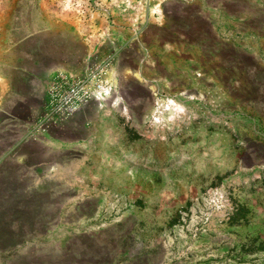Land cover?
Returning a JSON list of instances; mask_svg holds the SVG:
<instances>
[{"label": "rangeland", "instance_id": "rangeland-1", "mask_svg": "<svg viewBox=\"0 0 264 264\" xmlns=\"http://www.w3.org/2000/svg\"><path fill=\"white\" fill-rule=\"evenodd\" d=\"M263 71L264 0H0V264H264Z\"/></svg>", "mask_w": 264, "mask_h": 264}, {"label": "built area", "instance_id": "built-area-1", "mask_svg": "<svg viewBox=\"0 0 264 264\" xmlns=\"http://www.w3.org/2000/svg\"><path fill=\"white\" fill-rule=\"evenodd\" d=\"M83 82H81L80 84H74L72 85L69 90L63 94L58 101L56 102L55 106H54V110L60 111L63 109H67V110H74L81 101V91L83 89ZM98 94L99 96H101L102 94V86L101 84H96L95 86V95Z\"/></svg>", "mask_w": 264, "mask_h": 264}, {"label": "crops", "instance_id": "crops-1", "mask_svg": "<svg viewBox=\"0 0 264 264\" xmlns=\"http://www.w3.org/2000/svg\"><path fill=\"white\" fill-rule=\"evenodd\" d=\"M230 72H234L237 68H232L229 66ZM238 70H240L238 68ZM245 70V69H244ZM256 78L259 79L258 83L260 84L259 86L255 85L256 89L254 91V94L257 95V101L254 104V107H252L256 112L258 113V116L260 117V126L262 130L264 129V71L257 74ZM261 82V83H260ZM238 87H240V83H238ZM264 134V132H263Z\"/></svg>", "mask_w": 264, "mask_h": 264}, {"label": "bare ground", "instance_id": "bare-ground-1", "mask_svg": "<svg viewBox=\"0 0 264 264\" xmlns=\"http://www.w3.org/2000/svg\"><path fill=\"white\" fill-rule=\"evenodd\" d=\"M173 106V105H172Z\"/></svg>", "mask_w": 264, "mask_h": 264}]
</instances>
